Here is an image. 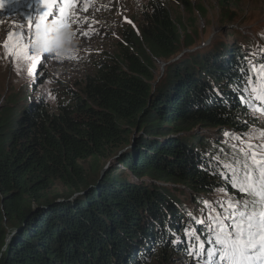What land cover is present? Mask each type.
I'll return each mask as SVG.
<instances>
[{
    "label": "trees",
    "instance_id": "1",
    "mask_svg": "<svg viewBox=\"0 0 264 264\" xmlns=\"http://www.w3.org/2000/svg\"><path fill=\"white\" fill-rule=\"evenodd\" d=\"M147 8L139 30L121 28L117 54L92 58L80 92L62 86L50 109L27 91L0 109V264H170L194 247L219 264L207 212L225 208L209 199L243 198L225 165L239 173L260 151L249 136L264 58L196 43L162 0Z\"/></svg>",
    "mask_w": 264,
    "mask_h": 264
},
{
    "label": "rangeland",
    "instance_id": "2",
    "mask_svg": "<svg viewBox=\"0 0 264 264\" xmlns=\"http://www.w3.org/2000/svg\"><path fill=\"white\" fill-rule=\"evenodd\" d=\"M162 1L174 19L184 23L182 32L189 31L196 43H241L253 61L256 56L264 58V0H228L223 7L220 0H189L191 9L183 0ZM147 4L148 0H75L68 7L64 0H55L54 7H47L43 0H20L16 4L0 0V109L27 91L36 98L42 97L50 109L56 108V95L62 86L80 92L88 77L94 73L92 58L104 53L117 54L122 42L121 28L130 25L139 30L144 11L148 10ZM197 5L205 9V15H201ZM61 7L67 17L63 22L59 11ZM41 15L44 19H40ZM29 17L31 32H28ZM21 28L31 39L21 41V44L27 43V48L14 56L11 53L19 50L8 41V34L17 33ZM6 42L9 48L4 46ZM155 64V72L159 75L164 69V61L159 59ZM256 106L264 107V101L259 100ZM251 118L254 123L249 137L260 149L259 146L264 145V137L261 136L264 118L261 114ZM100 160L103 162V158ZM97 163L98 160L89 159L87 168L92 169ZM53 189L52 195H55L66 188L57 183ZM229 198L239 199L237 195L225 191H219L215 198L210 197L211 202L223 205L225 212L216 214L215 208L213 213L207 214L217 217V220L229 215ZM213 228L215 225L210 226V229ZM198 257L195 250L175 256L170 264H194L199 262Z\"/></svg>",
    "mask_w": 264,
    "mask_h": 264
},
{
    "label": "snow or ice",
    "instance_id": "3",
    "mask_svg": "<svg viewBox=\"0 0 264 264\" xmlns=\"http://www.w3.org/2000/svg\"><path fill=\"white\" fill-rule=\"evenodd\" d=\"M19 2L20 0H8L9 4ZM43 2L47 7L55 6V0L51 2L43 0ZM73 3L75 0H64V4L68 7H71ZM59 11L63 22L67 19L63 15L64 8L61 7ZM40 19H44V15H41ZM29 24L28 32H31V17H29ZM36 28H39L38 23ZM36 37L39 39V32ZM30 39L31 36L27 35L22 28L18 29L17 33L10 32L8 41L19 50L11 54L16 56L23 52L27 48V43L21 44V41L27 42ZM4 46L10 47L8 42ZM261 73L260 84L254 86L252 91L256 93L255 99L264 101V65L261 66ZM254 111L264 115V107H254ZM261 136L264 137V130L261 131ZM259 147V152L254 149L246 152L247 159L241 161L239 173L230 165H225L231 171L226 179L242 194L243 198H229L227 203L229 215L217 220L216 228L210 229L212 238L208 239L207 243L215 247L209 254L218 260L219 264H264V145ZM249 148H252L251 144ZM241 151L245 150L241 149ZM199 223H204V221L201 220ZM196 239L200 241V249H204L205 242L200 240L199 235ZM195 250L194 247L193 252Z\"/></svg>",
    "mask_w": 264,
    "mask_h": 264
},
{
    "label": "water",
    "instance_id": "4",
    "mask_svg": "<svg viewBox=\"0 0 264 264\" xmlns=\"http://www.w3.org/2000/svg\"><path fill=\"white\" fill-rule=\"evenodd\" d=\"M134 139H135V136L133 137V140ZM117 157L118 155L114 156L113 159H111L109 162H107V164L103 166V168L100 171V178H102L107 172V170L117 162Z\"/></svg>",
    "mask_w": 264,
    "mask_h": 264
}]
</instances>
